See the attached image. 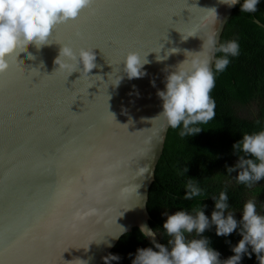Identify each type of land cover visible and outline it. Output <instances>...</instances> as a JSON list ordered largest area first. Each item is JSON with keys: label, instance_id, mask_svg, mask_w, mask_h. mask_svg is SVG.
<instances>
[{"label": "water", "instance_id": "obj_1", "mask_svg": "<svg viewBox=\"0 0 264 264\" xmlns=\"http://www.w3.org/2000/svg\"><path fill=\"white\" fill-rule=\"evenodd\" d=\"M234 6L93 0L49 44L10 59L0 74V264H101L122 234L153 229L148 191L169 128L157 92L208 36L219 44ZM62 45L93 49L97 66L69 74L54 63ZM130 51L147 54L140 78L123 70ZM89 208L96 214L74 219ZM145 238L161 243L157 232Z\"/></svg>", "mask_w": 264, "mask_h": 264}, {"label": "clouds", "instance_id": "obj_2", "mask_svg": "<svg viewBox=\"0 0 264 264\" xmlns=\"http://www.w3.org/2000/svg\"><path fill=\"white\" fill-rule=\"evenodd\" d=\"M238 2L239 0H221V3L228 7ZM258 2L259 0H243L240 11L255 12ZM92 3L93 0H0V74L9 69V61L13 56L17 57L20 52L26 51L29 44H35L37 48L49 44L48 38L55 26L76 19L81 11ZM212 9L217 15L216 10ZM202 50V54L201 51L196 52L190 60H184L175 71L169 72L166 76V90L157 92L162 100V111L158 115L163 116L167 125L173 129L182 124L183 130L179 133L181 137L200 132L201 129L193 125L207 123L215 117V101L210 96L215 78L210 67L209 53L218 51L225 54L214 62L216 72H222L230 62L228 56L235 57L239 54V44L233 40L217 47L215 37L210 35L203 42ZM175 52L177 51L171 53ZM145 57L142 59L134 51L126 54L123 70L128 78H140L145 75L142 71L143 65L148 63ZM156 59L162 60L157 57ZM54 63L59 65V68L68 69L69 74L73 71L88 74L97 66L93 49L80 48L73 51L68 45L60 47ZM185 64L188 66L184 67ZM77 65H82V68ZM112 115L114 116L113 113ZM233 149L236 154L239 151L245 155L239 156L234 166H226L227 172L239 169L237 181L248 186L254 181L264 179V130L244 134L242 139L233 144ZM248 156L255 159L247 158ZM186 189L185 200L206 197L192 179ZM227 200L225 191L220 192L218 199L213 198L214 210L211 220L204 214L202 207L193 209L194 216L182 210L167 215L163 229L173 237L168 241L171 249L153 240L154 247L158 250L154 251L151 247L137 249L132 264H239L242 254L250 255L247 247L249 245L259 264H264V215L257 214L256 204L252 200L243 206L242 219L239 222L242 238L231 249L234 255L221 261L219 252L209 246L208 238L201 235L213 224L217 236H227L238 228V221L234 219L233 214L225 215ZM96 212L95 208L77 210L74 219L83 221ZM122 215L123 213L120 216ZM121 228V233L126 231L122 226ZM139 231L142 236L156 235V232L146 225H141ZM193 232L201 238L186 240L185 233ZM102 259L104 264H111V261L119 260V256L109 253Z\"/></svg>", "mask_w": 264, "mask_h": 264}, {"label": "trees", "instance_id": "obj_3", "mask_svg": "<svg viewBox=\"0 0 264 264\" xmlns=\"http://www.w3.org/2000/svg\"><path fill=\"white\" fill-rule=\"evenodd\" d=\"M242 3L243 0L233 7L217 45L235 40L239 44V54L228 56L230 62L222 72H216L214 63L212 66L215 85L210 96L215 101V117L207 123L193 125L201 131L191 136H180L182 124L175 129L169 126L147 200L149 223L161 244L170 250L168 241L173 237L163 229L167 215L182 210L194 216L193 209L202 207L211 220L213 198L218 199L220 192L225 191L228 196L225 215L232 213L238 228L227 236H217L213 224L201 234L209 239V246L219 252L221 261L234 255L231 249L242 238L239 222L244 204L252 200L257 214L264 215V179L248 186L237 181L239 169L231 173L226 170V166H234L239 156L245 155L239 151L236 154L233 144L244 134L264 130V27L254 21L256 18L264 24V0H259L255 12H241ZM224 55L216 51L215 60ZM190 179L206 197L184 199ZM185 238L192 240L201 236L193 232L185 233ZM149 247L157 251L134 227L122 234L108 252L119 256V260L111 261V264H132L137 249ZM247 247L250 255L242 254L239 264H259L251 246Z\"/></svg>", "mask_w": 264, "mask_h": 264}]
</instances>
